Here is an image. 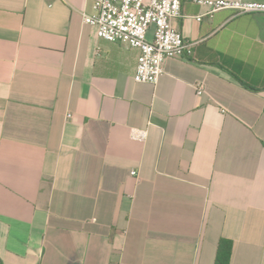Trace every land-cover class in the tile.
<instances>
[{
    "label": "crops",
    "instance_id": "0c3cea01",
    "mask_svg": "<svg viewBox=\"0 0 264 264\" xmlns=\"http://www.w3.org/2000/svg\"><path fill=\"white\" fill-rule=\"evenodd\" d=\"M195 1L152 86L90 0H0V264H264V15Z\"/></svg>",
    "mask_w": 264,
    "mask_h": 264
},
{
    "label": "built area",
    "instance_id": "2783aa9c",
    "mask_svg": "<svg viewBox=\"0 0 264 264\" xmlns=\"http://www.w3.org/2000/svg\"><path fill=\"white\" fill-rule=\"evenodd\" d=\"M93 14H82L83 23L96 29L103 41L127 44L138 52L133 80L155 86L164 72V63L172 58H188L192 45L172 26V20L182 16L184 0H90ZM206 14L231 11L235 16L264 15V2L244 0H196ZM205 15V14H204ZM203 15L196 17L201 20ZM152 30V38L148 33ZM197 96L205 93L203 83H196ZM144 131H133L141 139ZM132 175L135 172L131 173Z\"/></svg>",
    "mask_w": 264,
    "mask_h": 264
},
{
    "label": "trees",
    "instance_id": "16d2710c",
    "mask_svg": "<svg viewBox=\"0 0 264 264\" xmlns=\"http://www.w3.org/2000/svg\"><path fill=\"white\" fill-rule=\"evenodd\" d=\"M232 249V241L220 239L217 244L214 264H231Z\"/></svg>",
    "mask_w": 264,
    "mask_h": 264
}]
</instances>
